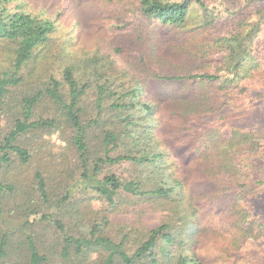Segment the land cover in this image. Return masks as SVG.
Returning a JSON list of instances; mask_svg holds the SVG:
<instances>
[{
  "label": "trees",
  "instance_id": "16d2710c",
  "mask_svg": "<svg viewBox=\"0 0 264 264\" xmlns=\"http://www.w3.org/2000/svg\"><path fill=\"white\" fill-rule=\"evenodd\" d=\"M14 1L0 0V264L264 257V177L251 180L264 129L187 133L176 154L166 140L190 115L264 103V0H221L240 3L225 16L209 7L217 0H137L142 23L111 37V52L84 56L71 48L76 28L58 44L54 20ZM132 42L134 59L124 54ZM71 177L91 193L75 197ZM137 207L158 222L120 216Z\"/></svg>",
  "mask_w": 264,
  "mask_h": 264
},
{
  "label": "rangeland",
  "instance_id": "374dc122",
  "mask_svg": "<svg viewBox=\"0 0 264 264\" xmlns=\"http://www.w3.org/2000/svg\"><path fill=\"white\" fill-rule=\"evenodd\" d=\"M138 5L139 3L137 0H15L10 4L11 7H17L32 15L54 20L57 26L54 36L58 40H55L58 44L67 40L68 34L70 35V28H76L78 32L77 35L73 37V40L76 39L77 42H75V45L71 48L80 50V53L83 52V56L85 52L89 53V51L92 52L98 49L111 52V37H115L116 34L129 32L131 30L130 26L134 23H142V19L138 16L136 11ZM239 5L240 3L230 4L217 0L211 2L209 7L215 6L216 9H214L213 12L218 16H225L230 11L235 10ZM123 6H127V8ZM111 10H113L112 13L115 10L114 15L120 16L121 21L114 20L115 18L111 16ZM119 13H121V15H118ZM128 19H131V22L126 26L125 22ZM162 34L163 36H167L164 32H162ZM99 46L103 49L98 48ZM127 46L128 49L124 50V54L132 59L137 58L138 54H140V45L132 42ZM53 49L54 52L57 51L56 47ZM189 60H191V58H189ZM153 85L159 92L164 89V86L160 85V83L153 82ZM163 121H166L165 117ZM212 126H219L223 132L233 126L245 129H255L259 127L264 129V103H257L249 109L240 110H233L230 106H223L216 112L190 115L186 123L183 124V129L174 130L172 134L175 135L173 136L170 134L166 136V140L172 143L176 154L179 151H177V149L180 148L185 134H199ZM48 141L49 147L57 156L64 146V142L57 136V132L50 134ZM184 156V154H180L182 160ZM57 159H59L58 156ZM256 162H260L261 166L253 173L251 180L264 177V158L257 159L254 163ZM184 163L186 162L184 161ZM186 166L190 172V181H195L196 176L199 175V173L195 171V165L189 162ZM69 182L72 184L70 191L75 197L85 198L86 195L91 193V190L86 187L84 179L80 177H71ZM100 204L101 202L97 199H92L91 201V207L93 209H97ZM115 216L116 215L113 214L112 218H115ZM120 216L131 220H141L147 225H154L159 220V214L149 213L144 210L140 211L138 207L136 209L128 208L127 212ZM14 240L17 239L15 238ZM215 248L216 247L212 248L215 254H210L208 257L210 262H212L216 254L219 253V250H215ZM252 252L256 253L257 251L252 249ZM255 264H264V257H260V259L256 258Z\"/></svg>",
  "mask_w": 264,
  "mask_h": 264
}]
</instances>
